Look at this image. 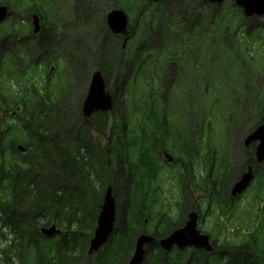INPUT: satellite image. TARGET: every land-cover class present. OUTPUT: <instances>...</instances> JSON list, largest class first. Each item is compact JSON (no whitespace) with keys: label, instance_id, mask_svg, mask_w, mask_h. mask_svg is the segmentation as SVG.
Returning a JSON list of instances; mask_svg holds the SVG:
<instances>
[{"label":"trees","instance_id":"1","mask_svg":"<svg viewBox=\"0 0 264 264\" xmlns=\"http://www.w3.org/2000/svg\"><path fill=\"white\" fill-rule=\"evenodd\" d=\"M28 1L32 2V0H0V6H8L10 9H12L13 13H16L20 4L23 5ZM139 1L140 0H116L114 3V8H117L116 6H123L125 11L128 9L134 10V8H138ZM46 2L53 3V5L58 11L60 9H63L65 6H71V8L69 9V16L72 19H76L77 15H79L76 9H86L89 0H40V13L43 14L45 17H48ZM140 2L142 4V7L148 6L152 3V1L150 0H141ZM170 3L176 8L177 6L179 8L180 6H182L178 5V1L176 4H173L171 1ZM186 3H188V1ZM226 7L229 8L231 13L223 15V17L215 15L214 18L209 22V27L212 29L211 32L207 34H202V29L196 30V28L201 27L200 25H195L192 29H189L188 35L195 38V42L200 39L199 34L202 35L201 39L203 40V42L198 47V49L200 50L199 55L202 54L201 51L209 56L226 55L228 52L222 51L223 49H232L233 45H238V43L240 42V26L242 23L248 24L249 19H246L243 10L236 6L231 0H227ZM137 14L138 13L134 11V15ZM217 17H221V20H215ZM209 18L210 16H208L201 22L203 23V21H207L209 20ZM169 21V18L161 19L160 24L162 26H167ZM46 22L48 24H53L48 19L46 20ZM65 22H69V17L65 18ZM61 24L62 19H58V24L56 26L60 27ZM103 24L104 28H102V33H105V36H103L101 39L100 37H97V41L93 40L92 43H89L86 38L83 39L85 40L84 43L87 44L88 48L91 46L92 48L94 47V51L98 52L99 55L100 53L102 54V51L103 54H106L103 47L105 45L108 46V55L106 54V56H108V62L105 64V68H111L119 59L120 62H122L123 56L134 55L132 52L128 51L130 48L135 49V46H133L134 44L132 42V46H129L127 50L125 49V51H122L119 54L116 53L117 49L114 50L115 48L113 46L115 45L117 37L114 36L110 31H107V33L105 32L107 28L105 27L104 17ZM254 29L251 28L247 31L248 37L250 36V38L253 39L256 30ZM257 30H259L260 32L257 33V35H259L261 42L264 44V29L258 28ZM3 37L4 36H2V39ZM246 37L247 36H244L243 38ZM170 38V34L164 36V42L162 44L163 50L156 56H169V46H167V43L168 39ZM9 39L11 40L10 43L12 42L15 47H19L20 52L26 50L24 41H20L16 37H10ZM224 41H232L233 45L229 43L224 44ZM10 43L7 44L6 41H3L1 49L6 46H9ZM204 45L208 47V52L207 47H203ZM41 47L45 50H49L43 45H41ZM262 49L264 50V46H262ZM150 50H153V52L157 51V49L153 47H150ZM138 52L139 49L137 50V53ZM93 53L95 55V52ZM146 53L147 51L145 52V54ZM117 55L122 56L118 60H114L112 57H110ZM174 57L176 58V55H174ZM190 59L192 64H197L196 60L192 59V56L190 57ZM98 69H100L101 72L104 74L105 78L107 79L109 89L112 90L113 84L108 82V77L105 70H102L100 67H98ZM130 72L132 71L126 70V68L122 65L120 69H116L114 79L119 80L120 76H126ZM113 73H115V71ZM2 81L3 78L0 77V83ZM0 88H3V86H0ZM34 91L38 90L35 89ZM38 94H40V92L33 93V91H30V89H28V91L24 93V97H21V99L24 100L26 110H28L29 108L33 109L36 104H45L43 99L39 97ZM62 95L55 99L51 98L49 100L52 103V108L48 107L45 104L44 111H32L28 116V121H30L34 126L37 132L36 134L39 135L41 139H43L40 141L42 143V148L44 149L42 151L43 157L33 162V165H22L21 167H12L13 171L9 173L4 169V172H7L9 174V177H7L8 181L12 180L18 192H22V196L19 199H16L15 203L12 202L11 204L5 205L0 201V210L2 209V212L0 214L1 226L4 229H7V231L13 236H17V240L13 242L12 245H6L5 247L0 246V260H2L4 264H14L12 258V248H15L20 251L21 255L24 258L28 257L29 253L26 242L28 235L32 231H38L39 227H47L50 224L63 226V224L66 222H73L75 218L79 215L81 210L80 206L75 201H73V199L77 200L79 197L82 202V208L86 209L90 206V204H85L84 202L94 200L98 203L99 199H102L103 196H105V192L109 186H112L116 192V197L118 200V219L122 225V230L118 236L116 246L113 250V254H123L126 251V246L129 240H131L134 236L138 234V232L140 231V227L142 226V223H140L141 219L138 214V202L140 201L144 205H147L149 203H152L154 199L151 194H146L143 198L141 197L139 193L140 182L144 178H149L151 180V188L154 190L155 193H157V189L154 184V181L156 180L155 175L156 171L162 168V164H156V162L158 161L157 155L156 153H154L153 150V153L156 155V158H151L153 165H151L150 167H148L147 165H145V167L141 165L146 169V172H142L139 164L131 162L129 164L131 168L126 165H122L123 162L119 164V167L111 168L108 164L102 162L103 159L100 156L101 154L97 150L93 152L94 155L92 154L91 158L88 159L86 158L87 156L78 157V150L76 149L72 150L70 147L64 149V147L67 145V141L61 142V139L58 135L59 131H57L56 133L50 132L52 131L54 125H56L60 120H62V118L65 120V116L61 115V109L59 108V104L63 99ZM152 97L153 93H150V98H148L149 102H144L142 104V102L139 103L136 98L132 99V94L129 95V93H123L120 95V98L128 105V107L132 108V114L138 119V121H140L143 126H155L156 130L154 131V135H156V137L159 139V141H157L158 144L161 145L163 142H165V138L167 135L165 129L168 130L170 126H172V124L170 125L169 123L165 122L162 125V120L159 113L163 112L164 109L159 108L160 104L158 102V98H156L154 95V99L152 100ZM118 103L119 100L116 99V104ZM46 112H48L50 115L45 116ZM45 118H50L49 123H43V119ZM72 133L73 131L71 126L68 131V137H73ZM0 135H3L4 137L10 135V131L2 132L1 123ZM176 135H179V132L176 133ZM167 140L171 141L170 135L167 136ZM80 141L81 138H79V142ZM49 144H52L53 146L51 150ZM146 144L147 143H144V148ZM78 146L80 147L79 144ZM80 150L83 152V154L90 155L87 151H84L82 147H80ZM38 151L39 147L37 145H33L30 153L34 155V153ZM147 153L149 154V150H147ZM94 158L96 159L93 161L94 163H92L91 160ZM60 159L64 162V167H58V160ZM6 164V159H4V166H6ZM137 172L143 175L140 176ZM63 184L70 187L65 188L64 197L59 195L60 187ZM37 190L40 192L37 193ZM36 201H38V213L35 217H31L30 212L26 208L28 206L34 205V202ZM127 202L130 203L132 207L125 208ZM16 209L19 211V213L17 214L15 213ZM21 210L23 211L20 212ZM61 210L63 211V216H61L59 213ZM95 211L96 209H94L93 212ZM71 212L73 213V216L67 219L65 215ZM86 215L90 214H83V216ZM168 221L172 220L169 218ZM179 226L180 224L175 222L167 228H169L170 231H173ZM167 228L163 229L162 231L164 233H167ZM83 237H86V234H84ZM1 239L5 241L6 237L0 234V240ZM260 241V236L254 234L251 235L247 240L241 242L240 247L235 244L233 247L224 249L222 251L223 253L220 252L212 255H207L206 253L200 250H194V248H189L188 250L193 251L198 256V261L196 262V264H223V260L227 262L226 264H264V246L259 243ZM216 244H218V241H216ZM230 248H232V251L228 250ZM45 250V246L44 244H42L39 251L43 255V263L47 261ZM221 253L222 255H224L223 260L220 256ZM205 254L207 255L206 258H204ZM239 256H244V259L240 258ZM185 260L186 259L184 258V261ZM80 261L84 262L85 259L73 260L69 262V264H82L79 263ZM182 261L183 260L181 258H178L175 260V262L165 261L163 264H181L183 263ZM155 262V254H153L150 250L148 252V260H146V264H152Z\"/></svg>","mask_w":264,"mask_h":264},{"label":"rangeland","instance_id":"2","mask_svg":"<svg viewBox=\"0 0 264 264\" xmlns=\"http://www.w3.org/2000/svg\"><path fill=\"white\" fill-rule=\"evenodd\" d=\"M115 1L116 0H89L88 5L86 6V9L84 8H83L84 10H81L80 8L76 9L79 13L76 19H72L69 16L70 14L69 9L71 8V6H65L63 9H60L58 11L56 7L53 5V3L46 2V8H47V13H48L47 19L50 20L53 24L52 26L48 24L47 26L45 24H42L41 25L42 28L36 31L39 33H37L34 38L32 37L31 34H26V33H29L30 31L29 20L28 18H26V13L21 14L24 11H28L27 8L30 7L31 1H28L24 3L23 5L20 4L16 13L11 15L10 20L0 23V34L4 36L2 41H0V57H4V63H5V70L2 73H0V77L3 78V81L0 83V86H3V88H0V99L2 100L3 109H6V107L8 108L12 107V105H14L13 107L14 109L10 110L8 113H5L3 109H0V122H1V125L3 124L2 125V129L4 130L3 132L10 131V135H8L7 137L0 135V141H3V143H10L14 139H16L17 141L16 146L23 147L26 150H27V145L31 147V143L39 147V151L34 153L33 156L31 154L29 156L19 155L20 153H22L21 151H18L14 154H10L12 158L9 159V166L7 165L5 169L8 173L13 171L12 167H16V166L21 167L22 164L33 165V162L43 157L42 151L44 149L42 148V143L40 142L43 139H41L39 135L34 133V139L31 140L29 139V136L27 134L23 133L21 128L15 131L16 118L13 119L12 115L14 113L15 106L19 103V101H21V100H16V99H20L21 97H24V93H26L28 89L33 91V93L46 92L47 94H45L42 97V99L48 107L52 108V103L49 100L51 98L55 99L59 97L58 96L59 94H61L59 90L53 89V88L60 85V89L65 93H63L62 95L63 99L59 104V108L61 109V115L65 116V120L62 118V120H60L56 125H54L52 131L50 132L56 133L57 131H59L58 135H59V138L61 139V142L67 141V145L64 147V149L67 147H70L72 150L73 149L78 150V157L87 156L86 158L88 159L91 158L92 152L85 146L88 142V139L83 138L79 142L75 139V137L78 134V129L80 128V123L82 122L81 110H82L84 101L87 98V94L89 92L88 83L93 77V75L97 71L100 70L98 69V67L94 65H99L100 62L106 57V54L108 55L109 48L107 45H105L103 48L106 54H103V51H102V54L100 53L99 55L98 52L94 51L95 50L94 47L92 48L91 46L89 47L90 49L88 48L87 44L84 43L85 40L83 38H86L89 43H92L93 40L97 41V37L98 38L100 37L101 39L103 36H105V33L104 34L102 33L103 32L102 28H104L103 17H104L105 27L107 28L105 32L107 33V31H110L109 23L106 20V18L113 12L114 7H115L114 6ZM140 1H139V7L142 9V4ZM170 1L173 4H176L178 1V5H182L180 6V8L177 6L178 9H191L192 10L191 6L188 5V3H186V0H161V2H163L165 6H172ZM194 3H196V5L198 6V9L201 8L200 5L202 3L207 4L206 0H195ZM209 6L211 8L212 15L222 10V5L211 4ZM134 11L136 10L128 9L125 12L129 15L134 16ZM66 17H69V22H65ZM262 17L264 18V16ZM58 19L59 20L62 19V24L59 28L60 35H58L55 30V25L58 24ZM263 21L261 19L252 20V22L256 26H260V27H264ZM140 27L141 26H139L138 29ZM21 29L26 30L25 37L21 39V41L26 42V39H28V43L25 46V48L27 49L25 50L27 54L26 53H24V55L22 54V57L23 58L24 56L29 57L28 60H26L25 58L24 60L22 59V57L19 56L18 51L20 50L17 47H15L12 42L10 43L11 40L9 39L10 37H17V33ZM139 35L140 34H138L137 37ZM163 35H164L163 29L160 26H158V28L156 29V34L153 38V43H156V45L159 46ZM19 36H22V35H19ZM3 41H6L7 44L10 43V45L8 46L10 48L8 50L9 54L7 52L3 54L1 51V46H2ZM38 43L43 45L45 48L49 49V55L51 59L47 57L46 59L53 66L49 65L47 69L45 67H41V65L39 64L35 65V62H37L38 57L35 55V53L32 50L36 48V45ZM138 44L139 46L142 45L141 48L143 51L146 52L150 50L151 42H144L141 40L139 41L138 39ZM128 46H129V42L125 43L123 38H118V39L116 38V42L113 47L115 48L114 50L117 49L116 53L119 54L120 52H122L121 48L125 50L127 49ZM93 52H95V56ZM110 57H112L115 60L113 56H110ZM251 59H253V56H251ZM25 61H26L25 65H27L29 62L30 63L33 62V65L37 66L41 72H34L33 76H32V73L22 75L23 74L22 71L25 69L23 65ZM52 67L55 68L53 73L51 72ZM64 71H67L68 74H66ZM74 71H75V74L73 75ZM58 73H60V76H62V79L56 80L55 76H57ZM81 73L83 75L85 74V78L88 79L86 83L84 79L77 80V76L81 75ZM8 75L10 76L9 79L7 78ZM44 88H48L50 90L44 91ZM35 89H37L38 91H34ZM260 92L261 90L259 88H254L252 91V96L257 98ZM45 104H36L35 107L37 108L38 111H42V110L44 111ZM185 107L189 109L187 104L185 105ZM185 107H182V108H185ZM245 109H246L245 115L242 116V118L238 119V122H237L238 127H242L243 125H248L250 123V120L248 119L250 115L252 116V114H250L251 113L250 108L246 105ZM63 110H66V111H63ZM46 115L49 116L50 114L46 112L45 116ZM159 115L162 120V125L165 122L171 125L172 118L170 116V111L169 112L163 111L162 113L160 112ZM179 116L180 115H178L176 120L179 118ZM49 119L50 118L43 119V123H49ZM122 119H123L122 121H123L124 127H122L120 130H117L119 131L120 134H117V133L114 134V139H115L114 143L116 142V140L119 139V141L122 144V147L126 149V152L132 154L130 157H128L131 159V163H137V160H138V149L133 148L132 143L134 141H139V138L144 136L145 134L149 135L147 138L143 140V141H146L147 143L145 145V149L149 150V154L146 155L145 158L146 159H151L152 157L156 158V155H159L162 157L165 156L164 150L158 147V145H156V147L154 146V142L159 141L156 135H154V131L156 130L154 125L153 127L151 125L145 127L140 122L136 123L137 124L136 125L133 122H131L129 119H126L124 117H122ZM187 119L188 117H186L184 120H187ZM71 126H72V131H73L72 133L73 137L71 136L68 137V131ZM8 127H10L11 129L8 130ZM143 129H145V132H143ZM165 131L167 132V135H166L164 143L168 145V143L170 142L167 141V136L170 135L172 142L175 140V138L173 136V133L171 132V129H168V130L165 129ZM28 132L31 134V131H28ZM182 132L188 134V132L186 131H182ZM151 133L154 136H150ZM107 134L110 136L112 135L111 129L107 132ZM195 134L196 133L193 131L190 132V134L188 135L189 142L193 141ZM17 135L24 137V138L26 137V139L24 140L23 138H17ZM248 139H249L248 136H244L241 138L240 141H242L243 144L247 146ZM78 144L80 145V147H82L84 151H87L90 155L83 154ZM7 146L8 144L6 145V147ZM49 147L51 150L53 147L52 144H49ZM152 150L156 152V155L153 153ZM166 159L164 161L168 162L166 161ZM93 161L94 160H92V162ZM121 162L122 161H120V163ZM58 163H59L58 167L60 166L64 167V162L61 159L58 160ZM125 163L130 164V162H124L122 165L125 166ZM162 165H164L163 162H162ZM0 166L3 167L2 159L0 161ZM139 166L142 171L146 172V169L143 166L141 165ZM250 167L251 165L247 163L244 169H248ZM7 172H4V170L0 168V186L4 188H15L14 182L12 180L8 181L7 177H9V174ZM36 192L39 193L40 191L37 190ZM19 193H20L19 195V198H20L22 196L21 195L22 192H19ZM226 203L227 202H225L224 204ZM147 205L151 206V203ZM82 215H83V211L81 212V215L77 216L73 222L72 221L70 222L77 224L80 220H83L81 219ZM65 216L67 219H69L73 216V213L72 212L68 213ZM145 218L146 216L143 217V219ZM211 219L212 221L218 220V217L216 216ZM96 222L97 221H95V223ZM81 228H84V229L90 228V226L87 225ZM168 237L163 238V240H166ZM92 238H93L92 231L89 232L88 236L84 237L87 243V248L86 247L84 248V253L80 255V260L89 258L87 255V250L88 248H90L89 242H90V239ZM89 251L90 250H88V252ZM240 258L244 259V256L242 257L240 256ZM90 259H91V264L100 263L99 256H95ZM68 260L70 259L68 258ZM127 260H128V257H123V254H118L116 262L118 264H126ZM79 263L83 264L82 261H80Z\"/></svg>","mask_w":264,"mask_h":264},{"label":"flooded vegetation","instance_id":"3","mask_svg":"<svg viewBox=\"0 0 264 264\" xmlns=\"http://www.w3.org/2000/svg\"><path fill=\"white\" fill-rule=\"evenodd\" d=\"M169 19H170V21H169L167 27L177 25V22H176V19L174 16L169 17ZM106 20H107V18H106ZM44 24L47 26L48 23L45 22ZM48 25L52 26V24H48ZM189 29H191L190 25H188L186 27H181V29H180V35L181 36L170 35L171 38L168 39V43H167L168 45L167 46L178 48V49H181L182 51L185 52L184 38L187 37ZM166 35L167 34H164L162 36V40H161V43L159 46H157L156 43L150 44V47L157 49V51H155V54H159L163 50L162 44L164 42V36H166ZM27 43H28L27 41L24 43L25 46ZM141 47H142V45L140 46L139 52L136 56H134V57H128L126 55L123 56L122 62H120V59H119L122 55L113 56L115 58V60H118V59L119 60L116 61L115 64L111 68H105V64L108 62L107 61L108 56H106L100 62L99 65H94L96 67H100L102 70H105L107 77H108V82L112 83L113 88L120 94L126 93L129 90H128V86H127V78L125 76H120L119 80L114 79V77H115L114 75L116 74V69H120L121 66L123 65V67H125L126 70L129 71V70H132L139 63L144 61L145 51H143ZM18 49H19V47H18ZM41 49H38V47H36L32 51L35 53L36 56H39V55L50 56L49 50H45L44 48H41ZM121 50L125 51L123 48H121ZM75 71H77V70H75ZM75 71L73 72V75L75 74ZM114 71H115V73H113ZM174 77L175 78L179 77V75L175 74ZM83 79L85 80V83L88 80L85 78V74L83 75L81 73V75L77 76V80H83ZM187 85L189 87H193L195 89H201L202 90L208 86V82L206 80H202V79H191V80L187 81ZM0 106H1V104H0ZM244 115H245V112H243V116ZM190 128H192V125H190ZM191 131H192V129H191ZM249 133H250V126L243 125L242 127H240L238 129V133L234 136V141L231 144L230 153L228 154L229 157L227 158L228 171H227V173H224V174L218 173V177L220 176L219 178L222 179L223 183L230 184V183H233L234 181H236L238 179V177L240 176L241 172L243 171V169L245 168V166L247 165V163L252 165L254 157L256 160L257 146H255L253 144H249V145L245 146L243 144V142L240 141L242 137L248 136ZM181 139H183V137H181ZM187 141H188V136L183 139L182 143L179 142L177 147H179L180 150L185 151V154L187 156V159L189 160V163L192 164L193 156L195 153H197L196 150L199 148V146H198L197 142L194 141V139L191 142H189V141L187 142ZM200 147H201V149L206 151V154L203 158H201V163L199 164V168L201 170V173L203 175H206V177L211 182H213L214 181V169H216L218 167H222L226 164V158H225V152H224L225 146L221 140H218L216 148L213 145H209L208 141L201 143ZM239 148H241L243 150V153H244L243 156H241V153L239 152ZM209 149H212L210 156H209ZM166 150H167V146L164 147L165 152H166ZM214 150H215V154H214ZM243 159H245V160H243ZM207 165H210V172L209 173H205V167ZM150 182H151V180L149 178H144L140 182L139 193H140L142 198L146 194H148V195L151 194L154 197L155 192L151 188ZM196 204H197V202H196ZM146 206L147 205H144L142 202H140V201L138 202V206H137L138 214H139V217L141 219L140 223H142V226L140 227V231L145 232L147 230V226H155L154 236L156 238H163L166 235V233H164L162 230H160V228L164 227V225H165V223L163 222L164 218L161 219L162 215H160V217H158L156 219H148V218L143 219V217L146 216ZM130 207H132V205L127 202V205L125 206V208H130ZM59 213L61 216H63L62 210ZM199 217L200 216L198 215V222H199ZM172 219L176 220L179 224L183 225L187 220L186 212L184 210H182L180 212L178 211L176 213L175 217H173ZM167 227H169V226H166L163 229H166ZM184 227L185 226H182L181 228H184ZM42 228L43 227H39L40 230H42ZM168 231H169V229H168ZM162 240L163 239H156L154 241V244L152 246L148 247V249L145 251L146 255H145V260H144L143 264H146V260H148V252L150 250L152 251L153 254H155V258L157 261L156 251L160 248ZM26 244L28 247V253H29L30 249H32V248L36 249L38 252L39 258L42 261L43 255L40 253L39 250H40V247L43 244V242H42V238L40 237V235H38V231L34 230L28 235ZM76 256L77 255H73L72 257H70L69 258L70 260H68V262H66V259L62 256L61 259L59 260L58 264H69V262H71L73 260H80V255L77 257ZM113 256L110 255L109 258H104L103 260H100L99 264H117L116 262H114V263L109 262V260L113 259ZM223 256L224 255H222V253H221V257H223ZM83 264H91V259H85ZM153 264H157V263H153Z\"/></svg>","mask_w":264,"mask_h":264},{"label":"water","instance_id":"4","mask_svg":"<svg viewBox=\"0 0 264 264\" xmlns=\"http://www.w3.org/2000/svg\"><path fill=\"white\" fill-rule=\"evenodd\" d=\"M212 2H221L222 0H211ZM237 5L244 9L246 17H253L255 15H264V0H233ZM6 7H0V21L4 19L7 14ZM108 23L113 33L117 35H124L127 25L126 16L123 12L114 11L108 16ZM89 96L85 102V111L89 115L92 111H106L108 105H110V98L106 92L104 79L99 73H95L91 78L89 84ZM252 140L260 141V147L258 149V156L264 158V126L258 129L252 136ZM243 188V184L239 186L238 190ZM103 217L100 219L101 226H111L112 222V203L110 197L106 199V206ZM110 213V216L107 214ZM196 217L192 216L191 221L187 223L186 227L175 231L166 241L163 242L165 248H170L174 244L179 247L195 246L197 248L208 247L207 239L204 236H200L195 231ZM98 234V233H97ZM101 239L105 237L104 231L100 233ZM99 238V235H97ZM143 244L140 243L141 247Z\"/></svg>","mask_w":264,"mask_h":264},{"label":"bare ground","instance_id":"5","mask_svg":"<svg viewBox=\"0 0 264 264\" xmlns=\"http://www.w3.org/2000/svg\"><path fill=\"white\" fill-rule=\"evenodd\" d=\"M108 19V17H107ZM109 188H113L112 186H109L107 189ZM108 197V194H105L104 198H107ZM104 200V199H103ZM186 227V226H185ZM182 229V228H181ZM163 242L164 240L161 241V246L163 245ZM145 255H146V252H142L140 256H138L135 261H140L142 264L144 263V260H145Z\"/></svg>","mask_w":264,"mask_h":264}]
</instances>
